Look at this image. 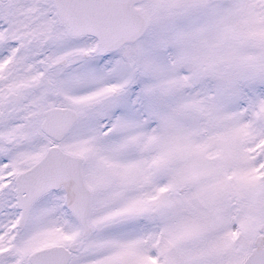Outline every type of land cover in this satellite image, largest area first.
Listing matches in <instances>:
<instances>
[{
    "label": "snow or ice",
    "instance_id": "obj_1",
    "mask_svg": "<svg viewBox=\"0 0 264 264\" xmlns=\"http://www.w3.org/2000/svg\"><path fill=\"white\" fill-rule=\"evenodd\" d=\"M0 264H264V0H0Z\"/></svg>",
    "mask_w": 264,
    "mask_h": 264
}]
</instances>
